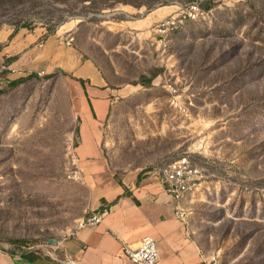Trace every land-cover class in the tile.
Returning a JSON list of instances; mask_svg holds the SVG:
<instances>
[{
  "label": "rangeland",
  "instance_id": "obj_1",
  "mask_svg": "<svg viewBox=\"0 0 264 264\" xmlns=\"http://www.w3.org/2000/svg\"><path fill=\"white\" fill-rule=\"evenodd\" d=\"M116 2L0 0V29L37 30L40 41L82 19L95 38L101 11ZM201 12L168 36L165 50L151 45L140 69L115 45L117 35L106 34L107 55L89 43L101 62L125 66L124 82L136 89L108 122L123 138L117 145L167 153L156 164L189 155L204 169L206 180L180 199L204 264H264V0H205ZM38 70L24 68L22 81L0 86V251L74 264L60 242L77 228L87 191L69 176L79 169L77 142L58 132L48 75ZM25 127L32 133L17 132Z\"/></svg>",
  "mask_w": 264,
  "mask_h": 264
},
{
  "label": "crops",
  "instance_id": "obj_2",
  "mask_svg": "<svg viewBox=\"0 0 264 264\" xmlns=\"http://www.w3.org/2000/svg\"><path fill=\"white\" fill-rule=\"evenodd\" d=\"M183 6L179 0H165L151 6L116 2L101 11L95 38L92 34L88 36L89 22L82 19L65 22L40 41L41 32L37 30L0 29V86L21 78L24 68L29 66L48 75L45 79L48 98L53 101L50 109L58 132L66 144L77 142L73 153L82 178L76 180L85 187L87 199L77 228L60 242V251L69 262L134 264L124 254L123 245L135 246L146 236L156 242L159 252L156 264L205 262L188 228L174 215L175 201L164 193L157 176L150 172L152 166L158 165L157 160L167 153L115 144L123 138L115 133L116 128L108 120L117 114L115 108L119 102L136 99L135 85L124 82L125 66L101 62L89 45L107 55L111 44L106 34L117 35L115 45L121 46V51L140 69V65L145 64V54L152 52L151 45L160 49L152 26ZM64 34L73 37L71 45L59 42L58 37ZM6 58L9 60L5 65ZM109 69L115 70L114 75L122 80H115L108 73ZM120 69L121 74L117 72ZM126 115L129 116L130 111ZM45 131L51 132L50 129ZM17 132L24 136L32 133L30 127ZM114 134L119 135L118 140ZM101 205L109 208L104 219L96 225L80 227L86 211ZM0 264L55 262L51 257L27 261L0 251Z\"/></svg>",
  "mask_w": 264,
  "mask_h": 264
},
{
  "label": "built area",
  "instance_id": "obj_3",
  "mask_svg": "<svg viewBox=\"0 0 264 264\" xmlns=\"http://www.w3.org/2000/svg\"><path fill=\"white\" fill-rule=\"evenodd\" d=\"M204 1L191 0L184 4L182 9L160 19L152 26L155 39L163 50H165L168 36L171 34L169 33V24H176L177 29L180 27L181 22L204 18L207 15V13L201 12V5ZM72 40L73 38L70 35L59 38V42L66 45H70ZM150 172L157 176L163 186L164 193L175 201V217L186 224L188 213L180 203V195L190 184L198 185L200 181L206 180L204 169L194 164L189 155L183 154L152 166ZM69 176L81 179V168L74 170ZM108 213L109 208L107 205H101L95 210H87L86 217L80 227L96 225ZM123 252L134 264H156L159 260L156 242L149 236L143 237L135 246L131 244L123 245Z\"/></svg>",
  "mask_w": 264,
  "mask_h": 264
},
{
  "label": "trees",
  "instance_id": "obj_4",
  "mask_svg": "<svg viewBox=\"0 0 264 264\" xmlns=\"http://www.w3.org/2000/svg\"><path fill=\"white\" fill-rule=\"evenodd\" d=\"M115 1H117V2H124V3H129V1L128 0H115ZM151 2L152 3H154V4H157V3H161V1L160 0H151ZM151 6V5H150ZM184 24H185V22H184ZM183 24V25H184ZM182 25V26H183ZM181 26V27H182ZM181 27H179V28H181ZM178 28V29H179ZM53 30H49L47 33H51ZM174 31H176V30H174ZM174 31H172V32H174ZM172 32H170V33H172ZM0 48H1V45H0ZM145 77L144 76H141V79H144ZM20 81H22V79H18V80H15V81H11V82H9V84L10 85H16L17 83H19ZM149 82V81H148ZM2 252H7V251H2ZM7 253H9V252H7ZM11 254V253H10ZM13 254V253H12ZM20 257L21 258H23V259H25V260H27V261H33V260H35V259H37V258H39V255H35V254H31V253H22L21 255H20Z\"/></svg>",
  "mask_w": 264,
  "mask_h": 264
},
{
  "label": "bare ground",
  "instance_id": "obj_5",
  "mask_svg": "<svg viewBox=\"0 0 264 264\" xmlns=\"http://www.w3.org/2000/svg\"><path fill=\"white\" fill-rule=\"evenodd\" d=\"M184 24V22H181V25H180V27L182 26ZM178 29V28H177ZM176 29V24H169V33L170 32H172V31H174V30H177ZM195 184H193V186H194ZM188 188H189V186L186 188V189H184L183 191H182V193H181V195H180V199H181V197H182V195L188 190Z\"/></svg>",
  "mask_w": 264,
  "mask_h": 264
}]
</instances>
